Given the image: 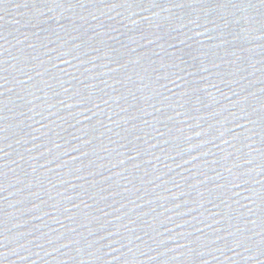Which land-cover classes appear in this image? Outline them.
Wrapping results in <instances>:
<instances>
[{"label":"water","instance_id":"1","mask_svg":"<svg viewBox=\"0 0 264 264\" xmlns=\"http://www.w3.org/2000/svg\"><path fill=\"white\" fill-rule=\"evenodd\" d=\"M0 264H264V5L0 0Z\"/></svg>","mask_w":264,"mask_h":264},{"label":"snow or ice","instance_id":"2","mask_svg":"<svg viewBox=\"0 0 264 264\" xmlns=\"http://www.w3.org/2000/svg\"><path fill=\"white\" fill-rule=\"evenodd\" d=\"M261 5H264V0H259Z\"/></svg>","mask_w":264,"mask_h":264}]
</instances>
